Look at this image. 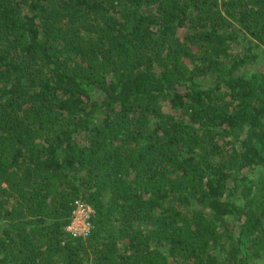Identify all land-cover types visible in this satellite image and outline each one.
Returning <instances> with one entry per match:
<instances>
[{
	"label": "trees",
	"instance_id": "16d2710c",
	"mask_svg": "<svg viewBox=\"0 0 264 264\" xmlns=\"http://www.w3.org/2000/svg\"><path fill=\"white\" fill-rule=\"evenodd\" d=\"M263 52L264 0H0V264H264Z\"/></svg>",
	"mask_w": 264,
	"mask_h": 264
},
{
	"label": "built area",
	"instance_id": "2783aa9c",
	"mask_svg": "<svg viewBox=\"0 0 264 264\" xmlns=\"http://www.w3.org/2000/svg\"><path fill=\"white\" fill-rule=\"evenodd\" d=\"M86 207L87 206L84 204L78 203L76 216L72 223L67 227V230L72 232V234L86 236L90 232V223H88L87 219L89 218V212L91 209ZM78 217L79 219L77 220Z\"/></svg>",
	"mask_w": 264,
	"mask_h": 264
},
{
	"label": "rangeland",
	"instance_id": "374dc122",
	"mask_svg": "<svg viewBox=\"0 0 264 264\" xmlns=\"http://www.w3.org/2000/svg\"><path fill=\"white\" fill-rule=\"evenodd\" d=\"M260 59H262V60L264 59V52H263V54L261 55ZM78 219H79V217L77 218V220H78ZM77 220H76V221H77Z\"/></svg>",
	"mask_w": 264,
	"mask_h": 264
}]
</instances>
